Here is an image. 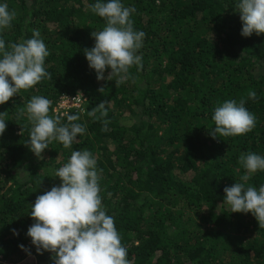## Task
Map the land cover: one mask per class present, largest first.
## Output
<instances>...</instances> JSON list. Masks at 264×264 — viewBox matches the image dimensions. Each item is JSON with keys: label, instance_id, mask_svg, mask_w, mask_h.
<instances>
[{"label": "trees", "instance_id": "obj_1", "mask_svg": "<svg viewBox=\"0 0 264 264\" xmlns=\"http://www.w3.org/2000/svg\"><path fill=\"white\" fill-rule=\"evenodd\" d=\"M6 2L16 17L0 35L18 43L38 31L51 78L0 105L7 120L0 136V264H53L27 236L31 204L60 184L56 170L83 149L102 170V205L129 264H264V227L251 213L221 204L224 188L243 173L240 154L264 155V33L241 35L235 0H122L135 7L131 19L145 37L141 66L118 86L98 80L84 54L94 46L91 33L106 24L88 7L95 0ZM79 94L86 98L80 107L56 110L63 97ZM36 95L50 100V116L68 123L67 115L78 114L75 122L86 127L70 148L53 140L43 158L28 146L26 105ZM232 99L246 101L256 126L213 139V112ZM103 101L107 115L90 116ZM248 183L264 184V171Z\"/></svg>", "mask_w": 264, "mask_h": 264}, {"label": "clouds", "instance_id": "obj_2", "mask_svg": "<svg viewBox=\"0 0 264 264\" xmlns=\"http://www.w3.org/2000/svg\"><path fill=\"white\" fill-rule=\"evenodd\" d=\"M88 7L106 24L102 30L91 33L94 46L85 48L84 54L98 80H114L118 86L128 78L133 65L142 64V56L137 53L145 33L134 28L131 16L136 9L125 6L122 0H95ZM235 8L240 13L242 36L264 33V0H235ZM15 17L6 0H0V33L12 25ZM48 56L49 50L38 31L18 43H6L0 35V105L21 89L51 78L45 66ZM108 69L111 71L105 77ZM256 95L255 91L248 93L250 99ZM106 103H99L89 115L99 111L97 119L105 117ZM49 107L50 100L39 95L32 96L26 105L27 118L32 123L28 146L40 158L53 140L70 148L86 132L83 123L75 122L78 114L67 115L68 123H61L60 116L49 115ZM212 120L214 127L209 128V135L215 139L251 131L257 117L246 107L244 99H232L215 108ZM6 121L5 112H0V136L6 130ZM106 130L107 121L102 128ZM238 163L243 173L233 185L224 188L226 195L221 204L228 205L231 212L251 213L264 227V184L257 188L248 183L257 171H264V155L242 152ZM100 171L96 157L87 149L73 150L68 161L56 170L54 177L60 178V184L38 195L31 204L29 214L34 222L28 227L27 236L37 254L51 253L53 264H129L114 218L102 205ZM13 233L19 235L16 229ZM20 247L25 249L23 244Z\"/></svg>", "mask_w": 264, "mask_h": 264}, {"label": "built area", "instance_id": "obj_3", "mask_svg": "<svg viewBox=\"0 0 264 264\" xmlns=\"http://www.w3.org/2000/svg\"><path fill=\"white\" fill-rule=\"evenodd\" d=\"M85 99L86 98L82 94L74 97L65 96L62 98L56 110H59L61 108L68 109L71 107H80L84 103Z\"/></svg>", "mask_w": 264, "mask_h": 264}]
</instances>
